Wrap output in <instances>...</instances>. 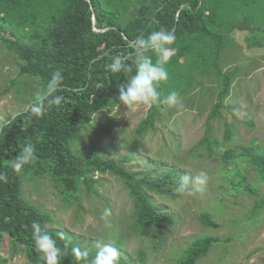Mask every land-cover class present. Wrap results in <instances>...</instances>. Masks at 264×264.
Instances as JSON below:
<instances>
[{"label":"trees","instance_id":"1","mask_svg":"<svg viewBox=\"0 0 264 264\" xmlns=\"http://www.w3.org/2000/svg\"><path fill=\"white\" fill-rule=\"evenodd\" d=\"M132 5L133 0H0V36L23 58L22 74L41 78L47 87L52 73L61 70L63 81L56 94L64 98L58 106L49 107L45 101V111L39 117L27 108L1 123L0 173L7 176V181L0 182V252L8 236L23 247L31 264H44L32 238L33 221L56 240L61 249L59 264H91L98 250L88 251L80 259L73 255L77 244L49 226L51 212L23 198L22 174L28 172L49 174L68 201L76 199L82 184L92 190L96 172H115L124 178L134 199L136 231L161 233L171 221L172 214L162 211L148 191L175 196L173 189L181 180L175 179L178 174L174 169L155 179L149 175L136 179L135 173L119 162L92 151L76 153L70 146L96 112L120 101V86L135 73L132 42L137 36L146 37L160 28L176 36L171 45L174 52L166 65L168 80L159 85L161 99L172 90L185 95L195 82L202 84L204 75L215 76L219 92L210 120L222 115L231 93L234 72L225 71L220 60L233 43L234 32H247L249 46L264 45V0H150L130 14ZM116 55L127 58L128 70L114 73L107 69ZM148 55L155 59L153 53ZM165 106L151 105L138 132L152 129ZM214 139L219 142L209 129L201 144L213 152ZM28 143L35 148V158L17 173L11 161ZM241 148V156L252 151L250 146ZM224 154L228 159L235 156L232 150ZM250 159L264 180V155H250ZM244 181H238L237 190L256 194L248 182L241 189ZM200 220L205 226L220 227L207 213ZM219 241L214 236L195 238L177 264H196ZM4 262L0 256V264ZM118 264L130 263L119 258Z\"/></svg>","mask_w":264,"mask_h":264},{"label":"rangeland","instance_id":"2","mask_svg":"<svg viewBox=\"0 0 264 264\" xmlns=\"http://www.w3.org/2000/svg\"><path fill=\"white\" fill-rule=\"evenodd\" d=\"M149 2L133 0L129 13ZM233 37L220 60L225 71L234 72L220 117L209 119L219 92L217 79L210 74L201 77L203 85L195 82L189 93L179 95L180 106L162 108L154 127L143 134L138 126L151 106L129 107L119 101L96 112V120L70 141L76 153L92 151L111 158L136 179L148 175L155 179L170 169L178 174L176 180L207 173L201 191L193 190L191 183L183 190L175 187V196L148 191L162 211L172 214L161 233L136 231L134 199L115 172H96L92 190L80 185L72 201L49 174L23 173V198L51 212L49 226L85 252L112 244L123 262L177 264L195 238L214 236L220 241L196 264H264V180L250 161V155H264V45L249 46L247 34L240 31ZM23 65V58L0 36V129L46 90L41 78L22 74ZM209 129L219 141L214 139L213 152L201 144ZM247 146L250 154L239 155ZM228 150L235 152L234 158L225 156ZM244 179L241 189L248 182L256 194L237 190ZM106 208L111 215L102 218ZM205 213L220 227L205 226L200 220ZM22 248L6 236L0 252L4 264H31Z\"/></svg>","mask_w":264,"mask_h":264},{"label":"clouds","instance_id":"3","mask_svg":"<svg viewBox=\"0 0 264 264\" xmlns=\"http://www.w3.org/2000/svg\"><path fill=\"white\" fill-rule=\"evenodd\" d=\"M176 40L173 32L160 28L150 32L146 37L139 35L132 42L135 58V73L122 84L119 88V100L125 106H134L136 104H145L148 106L162 103L168 107L180 106V96L175 90L169 91L167 95L161 99L159 85L162 81H167L169 74L166 65L170 60V53L173 51L171 45ZM151 52L154 54L148 55ZM127 58L116 55L111 58V63L107 65V69L111 72H121L128 70L126 63ZM63 81L61 70L52 73L46 90L38 95L34 102L29 104L28 110L34 116H41L45 111V101L47 106L60 105L63 101L61 95H57L58 87ZM94 114L91 118L96 120ZM35 158V148L31 143L26 144L19 152V155L11 161V168L20 173L25 165L30 164ZM207 173L201 171L197 175L181 177L178 190H183L189 183L195 191H201L207 182ZM7 176L0 173V182H6ZM111 215V210L106 208L102 213V218ZM32 238L37 251L41 254L44 264H59L61 249L57 246L56 240L48 231L41 227L37 221L31 224ZM73 255L80 259L86 256V252H82L79 248L72 249ZM120 252L117 247L112 244H104L100 247L95 257L91 260V264H118Z\"/></svg>","mask_w":264,"mask_h":264},{"label":"crops","instance_id":"4","mask_svg":"<svg viewBox=\"0 0 264 264\" xmlns=\"http://www.w3.org/2000/svg\"><path fill=\"white\" fill-rule=\"evenodd\" d=\"M240 32H243V31H240ZM243 33L247 34V32H243Z\"/></svg>","mask_w":264,"mask_h":264}]
</instances>
